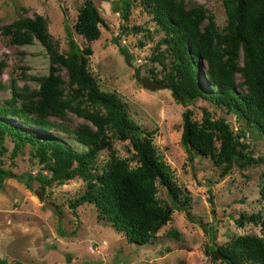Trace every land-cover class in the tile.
Wrapping results in <instances>:
<instances>
[{
	"label": "trees",
	"instance_id": "1",
	"mask_svg": "<svg viewBox=\"0 0 264 264\" xmlns=\"http://www.w3.org/2000/svg\"><path fill=\"white\" fill-rule=\"evenodd\" d=\"M142 1L164 32V58L169 61L164 62L168 66L164 79L158 81L170 89L175 101L185 105L182 146L189 154L196 150L208 154L215 164H225L221 174L236 157L247 163L258 161L240 150L246 145L228 121L212 117L205 107L197 120L188 105L199 98H213L264 131V0H222L226 13L222 27L197 0ZM117 2L126 19L130 0ZM100 25L106 23L93 1L83 0L74 26L87 43L64 53L40 13L2 24L1 32L10 43L21 45L37 39L47 52L49 70L36 77L37 86L33 88L20 86L13 76L10 78V96L0 103V153L6 149L2 141L8 135L13 141L11 154L28 144L42 169L34 175H15L0 166V187L4 179L16 176L26 187L42 194L48 185L81 176L85 189L70 206L92 202L98 215L123 232L128 241L146 243L172 218L174 209H189L190 195L176 183L171 167L157 153L152 141L156 130L141 128L128 116L121 97L101 89L88 69V56L93 52L90 43L100 36ZM4 64L0 60V71ZM62 68L66 76L61 74ZM201 72L213 86L212 91L202 84ZM70 112L83 120L72 123ZM52 130L72 134L86 148L74 149ZM114 138L130 140L136 165L115 154ZM103 149L110 150L109 160L94 172L96 156ZM32 179L38 183L36 188ZM158 183L174 204L157 195ZM260 197L264 212V175ZM244 218L240 214L237 224L243 225ZM248 218L260 224L261 234L242 233L210 244L206 253L212 260L218 264H264V214L251 213ZM0 264L23 262L0 257ZM178 264L186 263L181 259Z\"/></svg>",
	"mask_w": 264,
	"mask_h": 264
},
{
	"label": "rangeland",
	"instance_id": "2",
	"mask_svg": "<svg viewBox=\"0 0 264 264\" xmlns=\"http://www.w3.org/2000/svg\"><path fill=\"white\" fill-rule=\"evenodd\" d=\"M104 18L100 36L91 41L92 54L87 67L100 88L116 92L126 103L128 116L143 129H155L152 141L157 153L171 167L176 183L190 195L189 209H174L172 218L146 243L128 241L124 233L98 215L94 203L85 201L70 206L85 189L81 176L45 187L42 194L29 189L11 176L0 187V257L19 259L23 264H218L206 253L212 243H223L242 233L261 234V226L249 220L251 213L264 214L260 187L264 175V131L237 117L233 111L213 98H199L188 105L192 117L200 120L202 107L214 118L228 121L235 135L258 161L247 163L236 157L226 173L225 164H215L208 154L192 150L189 154L180 141L184 104L175 101L169 88L149 89L140 78L164 79L169 61L164 51V32L152 19L142 0H130L128 17L122 16L117 0H92ZM222 27L226 13L222 0H197ZM83 0H0V103L10 96V78L20 86H37L36 77L49 70L44 46L33 39L14 44L1 32L2 24L22 15L42 14L50 33L58 40L59 50L66 53L81 48L87 41L75 29L78 7ZM136 26L138 30L133 31ZM148 29L146 31L145 29ZM204 65H201V71ZM66 76V70L61 69ZM239 79V74H236ZM204 87L213 86L201 72ZM238 91L241 89L238 87ZM71 121L83 120L73 112ZM9 121L14 118L7 117ZM74 149L86 146L72 134L52 130ZM6 149L0 153V166L15 175H34L42 169L32 147L23 145L11 154L13 141L6 135ZM115 154L138 163L129 139L114 138ZM110 150H101L95 159L94 172L109 160ZM34 188L38 186L32 179ZM157 195L174 204L166 189L157 184ZM244 214V224L236 218Z\"/></svg>",
	"mask_w": 264,
	"mask_h": 264
},
{
	"label": "water",
	"instance_id": "3",
	"mask_svg": "<svg viewBox=\"0 0 264 264\" xmlns=\"http://www.w3.org/2000/svg\"><path fill=\"white\" fill-rule=\"evenodd\" d=\"M140 83L142 86L149 89H156L163 86V84L160 83L157 79H152L149 77L140 78Z\"/></svg>",
	"mask_w": 264,
	"mask_h": 264
}]
</instances>
